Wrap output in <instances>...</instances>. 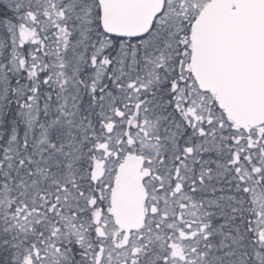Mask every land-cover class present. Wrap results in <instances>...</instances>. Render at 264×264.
<instances>
[{
    "label": "snow or ice",
    "instance_id": "snow-or-ice-1",
    "mask_svg": "<svg viewBox=\"0 0 264 264\" xmlns=\"http://www.w3.org/2000/svg\"><path fill=\"white\" fill-rule=\"evenodd\" d=\"M0 264H264V0H0Z\"/></svg>",
    "mask_w": 264,
    "mask_h": 264
}]
</instances>
